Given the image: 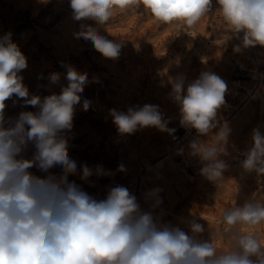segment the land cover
<instances>
[{
	"label": "clouds",
	"instance_id": "9594fccd",
	"mask_svg": "<svg viewBox=\"0 0 264 264\" xmlns=\"http://www.w3.org/2000/svg\"><path fill=\"white\" fill-rule=\"evenodd\" d=\"M76 21L91 20L107 26L117 13L148 14L177 34L197 26L212 11L213 0H68ZM220 17L241 47H264V0H215ZM243 34L242 37L240 34ZM76 38L91 41L104 58L118 59L123 47L99 34L90 24H81ZM67 85L59 93L41 97L32 94L23 82L27 57L11 40L0 37V264H264V237L257 230L264 225V198L254 194L243 204L223 209L218 223L227 247L218 250V236L196 219L188 222L191 234L179 226L161 222L152 211L141 208L137 197L122 185L109 186L104 199L84 191L70 176L89 178L113 176L102 165L86 163L78 170L69 157V140L76 106L89 83L86 73L70 64ZM43 79V76L39 77ZM50 84L60 83V74L51 73ZM98 82V81H95ZM171 98L179 105L180 124L194 129L188 155L201 164L199 174L220 186L228 165L221 157L229 155L230 125L218 119L225 105L226 82L212 71H202L186 83V76L170 78ZM22 108L15 117L5 114L6 101ZM92 101L83 99L82 110ZM109 115L120 135L154 127L172 133L159 106L129 107L127 112L110 109ZM202 137L206 139H201ZM251 147L242 153L240 166L245 173L264 177V132L252 130ZM31 151V155H29ZM181 154L183 149L179 150ZM44 173L35 175L30 169ZM59 168V174L51 170ZM117 172H126L123 164ZM159 188L146 192L155 208L162 203ZM201 219H204L200 215ZM205 220V219H204Z\"/></svg>",
	"mask_w": 264,
	"mask_h": 264
},
{
	"label": "rangeland",
	"instance_id": "374dc122",
	"mask_svg": "<svg viewBox=\"0 0 264 264\" xmlns=\"http://www.w3.org/2000/svg\"><path fill=\"white\" fill-rule=\"evenodd\" d=\"M216 8L213 0L212 11L197 26L177 34L174 27L160 25L146 13H117L107 26H100L91 20H74L68 0H0V37L10 34L27 57L28 67L20 74L32 94L43 97L59 93L60 85L68 83L62 64H70L88 76L89 83L80 94L81 104L76 106L68 154L77 162L78 170L86 163L92 168L102 165L115 174L92 176L89 182L78 175L70 176V181L98 200L106 197L109 186H125L141 208L152 211L161 222L191 234L188 222L196 219L206 229L201 239H207L209 230L214 229L220 250L228 244L221 235L224 226L217 222L222 210L243 204L254 194L264 198V177L258 179L255 172L245 173L240 166L245 158L242 153L251 147L252 130L259 126L264 132V47L235 51L241 39L228 31ZM81 24H90L107 39L122 43L119 58H104L91 41L77 39ZM202 71L216 73L227 84L218 119L226 121L232 133L229 155L221 157L228 168L220 186L201 176V164L188 155L189 141L196 132L181 126L179 105L170 96V78L184 74L187 83ZM54 72L60 74V83L55 85L48 79ZM258 90L259 96L253 99ZM83 99L92 101L87 111L82 110ZM145 104L159 106L170 121L167 127L175 131L149 127L120 135L109 110L127 112L129 107ZM21 111L36 109L6 101L7 117ZM120 164L126 172L116 171ZM30 171L45 175L36 168ZM51 171L59 174L60 169ZM154 188L162 190V203L155 208L144 195ZM257 230L264 237V225Z\"/></svg>",
	"mask_w": 264,
	"mask_h": 264
},
{
	"label": "bare ground",
	"instance_id": "6f19581e",
	"mask_svg": "<svg viewBox=\"0 0 264 264\" xmlns=\"http://www.w3.org/2000/svg\"><path fill=\"white\" fill-rule=\"evenodd\" d=\"M261 93L264 94V89L261 90ZM258 96H259V90L255 94L252 95V98L256 99Z\"/></svg>",
	"mask_w": 264,
	"mask_h": 264
}]
</instances>
